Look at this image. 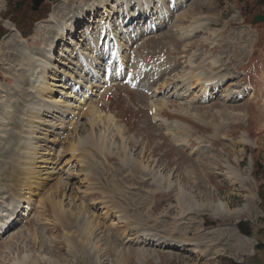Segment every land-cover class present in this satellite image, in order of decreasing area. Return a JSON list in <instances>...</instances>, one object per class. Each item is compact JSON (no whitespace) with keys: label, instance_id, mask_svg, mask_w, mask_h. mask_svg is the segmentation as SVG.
Returning a JSON list of instances; mask_svg holds the SVG:
<instances>
[{"label":"rangeland","instance_id":"374dc122","mask_svg":"<svg viewBox=\"0 0 264 264\" xmlns=\"http://www.w3.org/2000/svg\"><path fill=\"white\" fill-rule=\"evenodd\" d=\"M180 2L171 9L169 0H163L155 5L157 11L136 23L111 18L113 30L126 31L124 37L130 40L124 42L126 68L110 80L103 66L113 52L106 51L112 42L99 44L103 55L97 67L102 71L96 83L101 84V89L88 84L84 97L71 98L75 99L73 113L60 127L71 131L79 122L83 138L90 132L86 120L93 121L92 108L102 116L101 122L94 123L101 142L84 144L86 162L100 184L96 191L89 189L92 195L85 196L86 209L93 211L90 216L100 224L93 235L92 254L77 241L65 238L63 223L60 225L63 214L51 208L45 202V190H39L34 191L32 201H23L13 217L14 226L9 225L10 233L0 237V264H264V22L252 24L256 16H264V0ZM91 3L92 0H43L33 10L32 0H0V102L7 100L16 107L31 100L34 94L24 88L26 81L18 73L22 51L38 55L43 48L47 50L56 34L49 29L52 24L45 22L52 17L61 21L65 15L61 8L65 6L73 14ZM103 17L96 10L90 17L79 19L72 49L79 47L80 51L88 46L86 38L101 31V25L106 23ZM151 21L155 24L152 29ZM188 28L196 30L187 36L179 32ZM64 42L55 43V58L74 72L80 63L71 55V47L64 52ZM211 59L217 62L214 69ZM196 73L207 80L224 81L204 97L195 84ZM181 78H186L182 82L186 85H182ZM161 85L167 88L158 93ZM230 89L242 94L228 99L225 93ZM163 99L168 101L167 106L163 105L159 118L153 119L149 102ZM4 107L0 104V116ZM20 110L22 106L16 115ZM109 116L112 121L107 120ZM18 119L14 140L21 129ZM162 120L171 124L172 136L182 142L160 127ZM1 125L0 120V132ZM176 125L185 131H179ZM56 130L61 133L59 128ZM5 137L12 138V131L0 133V141ZM17 142L18 139L14 147ZM122 147L129 152H120ZM145 150L153 173L170 178V189L165 190V181L154 180L152 173H139L129 163L130 152L133 159L142 161ZM5 161L0 154V163ZM2 170L0 179L5 180ZM65 177L64 174L63 181ZM58 183L56 193L63 186V182ZM53 185L55 182H49L46 190ZM2 190L0 225L10 213L6 210L8 197ZM101 192L111 197L116 210L122 211L128 222L116 223L112 214L103 216ZM248 199L252 201L251 210L247 208ZM217 205L224 210L218 211ZM80 221L71 219V230L77 234L84 229ZM238 224L248 235L238 230ZM141 231L156 238L141 243L145 235ZM241 237L248 242L242 244ZM157 238L170 246L151 243Z\"/></svg>","mask_w":264,"mask_h":264},{"label":"bare ground","instance_id":"6f19581e","mask_svg":"<svg viewBox=\"0 0 264 264\" xmlns=\"http://www.w3.org/2000/svg\"><path fill=\"white\" fill-rule=\"evenodd\" d=\"M162 1L163 0H92L91 5L87 6L83 10H80V12L75 10L73 14L69 13L68 8H65V6L64 8H61L63 9L62 12H65V15L63 16L64 18H60L61 21L59 20L57 22V20L52 17L50 21L45 22L52 24L49 29H53L56 34V38H53L48 42V47L46 48L47 50H44L43 48L41 50L42 53H39L38 55H32L30 52L22 51L23 58L22 62L18 65V73L19 75H22V80L26 81L24 88L28 89L30 93L33 92L34 96L31 100L26 101L25 103L16 104V107H12L7 100L0 102V104L5 106L2 109V116H0L2 123L0 133L1 135H5V133L9 134V132L12 131L13 134L12 138L5 137L4 141H0V154L4 159L6 158L5 164L0 163V170L4 169L2 171L5 172V180L0 179V189H3L2 191L5 192L4 195L8 197L6 210L7 212H10L8 215L6 213L5 216L7 217H5L1 222L0 237L10 233L11 230L9 229V225L13 223L14 226L15 218L13 217L17 213L19 207L23 204V201L28 203L32 201L31 196L34 191L37 192L39 190H45L47 199L44 201L48 203L51 208L59 210L61 211V214H63L60 218V223H63L65 238H67L70 242L77 241L81 244V246L86 249H90L92 254V251L95 248L93 235H95L97 227L100 224L94 221L92 216H90V213H93V211L90 210V212L88 211L89 208L88 210L86 209L85 196L88 194L92 195V191H89V189H94L96 191L99 189L100 184L96 181V179H94V173L90 170L89 164L86 162L87 159L84 156V152L86 151L87 153V149H84V144L87 142L91 145L95 144L94 141L101 140V136L97 135V131H94V123L101 122L102 116L98 113L96 108H92L91 112L89 111L93 121L89 119L86 120L90 132L88 131L86 136L83 138L80 136L81 124L79 122H75L73 124L71 131L66 130L67 128L63 131L60 127L64 124V120L67 119V116L70 115V113H73L71 107L75 103V99L70 100L71 98L78 96L84 97L87 91L86 85L88 84L90 86H94L96 89H101V84L96 83L97 80H99L100 71H102L97 67L98 58L103 55L99 50V44L103 43L105 40L112 42L106 46V51L108 48L113 49L112 54H110V57L107 58L105 63V65L107 64L106 68L108 70L105 69V65L103 66L104 72H108L107 74L109 75L108 78L110 80L111 76L116 78V76L121 75L123 67L126 68V66H124L125 63H123V53H125L126 49V44H124V42L128 43L130 40L129 37H124L126 35V31L118 32L117 30H113V24L110 21L111 18H114L115 16V18L126 19L128 24L136 23L142 18L147 17V15L151 14L152 11H157V6L155 5L160 4ZM169 3L171 9H176L181 2L180 0H169ZM96 10L102 12V15H104L103 18H106V23H101V31L98 29V32H96L94 36L89 35L88 38H86L88 41V43H86V45H88L87 47L84 46L85 48L82 50L79 49L80 51H78L79 47H74L72 49L71 46H74L73 39L77 36L75 34V28L77 27L76 25L79 19H82L85 16L90 17L96 12ZM152 22L153 21L150 22L149 28H152L154 24ZM197 27H200L199 22H197ZM195 28H188L187 30L180 29L179 32L182 35L184 34L187 36L189 32L196 30ZM16 35H18V33H16ZM200 36L203 37V35ZM125 38H127V42L126 40L123 41ZM57 41H60V43L66 41V43H63L66 45L64 52L69 51L67 50V47H71L73 50L71 51L73 52L71 55L74 54V56L77 57L76 60L80 63V67L78 66L75 68L74 72L69 67L64 66L66 64H63L61 62L62 60H56L55 43ZM86 50L89 51L87 52ZM76 60L74 59L75 62ZM211 64L213 69L216 68V59H211ZM115 66L117 67V73L114 72ZM190 67L191 66L189 65V68ZM77 69L80 70L79 74H77ZM52 77L56 81H53ZM195 77V84L199 85V92H201L204 97H206L209 92L219 89L224 81L207 80L200 73H196ZM185 79L186 78H181V83L184 82ZM57 83L60 84V86L56 85ZM182 85L184 86L186 83H182ZM57 87L59 88L58 90L55 89ZM166 88L167 87L165 85H161L158 89V93L161 91L163 92ZM95 92H97V90H95ZM239 92L241 95L242 91L230 89L226 90L225 94L229 99L233 96V94L238 95ZM152 94L153 96L156 95L154 92ZM56 95L59 96L58 99H55ZM167 102L168 101L165 99H163V101L156 100L149 102V111H154L153 119L159 118V111L162 109L163 105L164 107L167 106ZM19 105L22 106V110H20V114L16 115L20 108ZM50 115L53 118L47 119V116L50 117ZM15 119H18V122L21 123V129L18 130L16 134V140L18 139V142L14 147V143L16 141L14 140V133L15 127L17 126ZM107 120L112 121V118L109 116ZM160 125V127L164 128L166 133L170 134V137L177 138L172 136L173 134L170 130L171 124L168 121L162 120ZM176 127L181 132L185 131L178 125H176ZM56 128H59L61 133L56 132ZM177 139L178 142H182L180 138ZM173 140L176 141L175 139ZM12 142L13 145L10 144ZM87 146L88 145H86V147ZM119 151L126 153L127 151L129 152V149L122 147ZM143 153L146 160L142 159V161H140L139 159H133L130 152L128 155L129 163L133 164L134 169L139 173H148V175L152 173L151 175L154 180L159 178L160 182L165 181L167 184L166 187H164L165 190L170 189L172 187L170 178L163 176L162 173H158L156 171L153 173V167L147 163V154L149 153L148 150H145ZM229 168L230 171L235 174V171L231 167ZM64 174L66 177L63 181ZM0 176L2 177V172H0ZM234 176L236 178L239 177L238 174H235ZM58 181L63 182V186L60 192L56 193L57 186L59 184ZM6 182L7 184L4 185ZM49 182H55V185H53L54 187L51 189L46 190ZM11 185H13V189H10ZM33 188L35 190H33ZM81 188H84L82 193ZM178 190H181V188L179 187ZM101 194L103 198L101 199L99 205L101 206V211H105L103 216L112 214L116 223L128 222L125 214L120 210H116L117 207L115 204L113 205L111 197L107 196V193L105 192H101ZM182 194H184L183 191ZM27 195L28 197L25 198ZM248 203L247 208L248 210H251L252 201L248 199ZM94 207L95 205H91L92 209ZM216 209L218 211H222L224 210V207L222 205H217ZM213 212L215 213V211ZM96 216L99 218V215H95V217ZM75 218L81 220L84 226L83 231L79 234H77L74 230H71V219ZM56 219H58V217H56ZM62 223L60 225H62ZM137 224L139 225L138 222ZM132 225L133 224L129 222L128 226L131 227ZM141 232L145 234L143 235L141 243H145L147 241L150 242V238H156L155 235L145 233L146 231ZM158 238L155 241L152 240L151 243H155L157 245L161 244L165 247L170 246L169 243H166V241H159ZM239 239L242 244L248 242L246 238L241 237ZM102 253L103 252H101V254ZM101 254L99 255L101 256Z\"/></svg>","mask_w":264,"mask_h":264},{"label":"water","instance_id":"95a60500","mask_svg":"<svg viewBox=\"0 0 264 264\" xmlns=\"http://www.w3.org/2000/svg\"><path fill=\"white\" fill-rule=\"evenodd\" d=\"M43 0H32V3L34 4V8L33 10L36 9L37 6H39L41 4ZM261 22H264V16H256L253 21H252V24H257V23H261Z\"/></svg>","mask_w":264,"mask_h":264},{"label":"trees","instance_id":"16d2710c","mask_svg":"<svg viewBox=\"0 0 264 264\" xmlns=\"http://www.w3.org/2000/svg\"><path fill=\"white\" fill-rule=\"evenodd\" d=\"M237 228H238V230H239L242 234H244V235H248V234H247V231L243 228L242 225L238 224V225H237Z\"/></svg>","mask_w":264,"mask_h":264}]
</instances>
